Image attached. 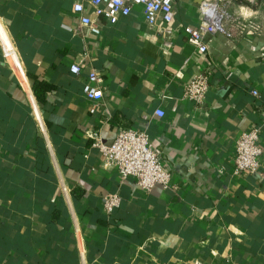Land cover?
Segmentation results:
<instances>
[{
  "label": "crops",
  "instance_id": "crops-1",
  "mask_svg": "<svg viewBox=\"0 0 264 264\" xmlns=\"http://www.w3.org/2000/svg\"><path fill=\"white\" fill-rule=\"evenodd\" d=\"M75 1L0 0V264H264V153L259 172H231L241 132L258 126L264 147V36L229 26L198 52L185 27L200 21V0L174 1L166 40L139 6L113 25L100 17L96 35ZM247 6L264 21V0ZM91 68L104 88L93 113ZM200 71L198 107L183 90ZM34 80L50 86L42 102ZM120 128L146 130L168 187L145 191L103 166L93 135L108 146ZM110 192L121 201L106 214Z\"/></svg>",
  "mask_w": 264,
  "mask_h": 264
},
{
  "label": "built area",
  "instance_id": "built-area-1",
  "mask_svg": "<svg viewBox=\"0 0 264 264\" xmlns=\"http://www.w3.org/2000/svg\"><path fill=\"white\" fill-rule=\"evenodd\" d=\"M175 0H76L72 10L78 15L81 25L88 27L89 31L98 35L100 28L98 20L104 18L110 24H116L120 17L130 14L134 6H139L147 26L153 27L163 40L171 35L170 24L174 20ZM257 0H200L198 12L200 21L196 26L185 27L187 41L200 53H207L209 46L204 40L207 33L228 31L232 27L240 36H264V21H258L253 14L247 13V4L256 3ZM238 5L236 10L231 6ZM91 7L94 18L84 9V4ZM3 56L5 52L1 47ZM259 59L264 66V48L259 52ZM73 74L80 73V65L75 62L69 67ZM102 77L100 72L91 68L87 73V81L83 84L82 91L90 102L89 111L95 112L98 101L103 97ZM209 90V76L207 72L200 71L195 74L185 85L183 97L195 106L204 104ZM257 99L259 92L251 91ZM264 117V108H261ZM154 116L163 117L164 111L157 108ZM146 118V117H145ZM92 146L99 150L103 156L104 167H115L119 176L125 179L128 176L136 178V185L149 191L156 184L168 187L170 172L163 167L159 152L153 146L145 129L120 128L110 145H104L99 136L93 135ZM234 163L231 169L233 174L259 172L260 157L263 156L264 147L259 142V127L252 126L244 130L235 141ZM121 198L117 192H110L103 196V211L110 214L119 206Z\"/></svg>",
  "mask_w": 264,
  "mask_h": 264
},
{
  "label": "trees",
  "instance_id": "trees-1",
  "mask_svg": "<svg viewBox=\"0 0 264 264\" xmlns=\"http://www.w3.org/2000/svg\"><path fill=\"white\" fill-rule=\"evenodd\" d=\"M32 89H33V92H34L37 100L39 102H42L43 101L42 95L45 91H48L50 89V86L47 85L45 82L34 80L33 85H32Z\"/></svg>",
  "mask_w": 264,
  "mask_h": 264
}]
</instances>
